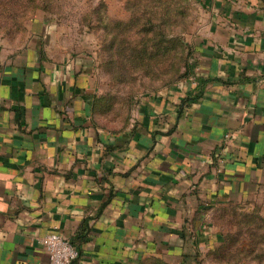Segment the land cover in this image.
Wrapping results in <instances>:
<instances>
[{
	"label": "crops",
	"instance_id": "crops-1",
	"mask_svg": "<svg viewBox=\"0 0 264 264\" xmlns=\"http://www.w3.org/2000/svg\"><path fill=\"white\" fill-rule=\"evenodd\" d=\"M189 74L96 117L90 53L42 25L0 63V264H197L223 215L264 219V0H198ZM223 216V217H222Z\"/></svg>",
	"mask_w": 264,
	"mask_h": 264
},
{
	"label": "rangeland",
	"instance_id": "rangeland-1",
	"mask_svg": "<svg viewBox=\"0 0 264 264\" xmlns=\"http://www.w3.org/2000/svg\"><path fill=\"white\" fill-rule=\"evenodd\" d=\"M198 14V0H0V63L42 25L50 27L67 51L94 57L100 81L96 117L104 126L120 127L135 98L167 87L183 73ZM260 219L247 226L250 234L245 235L254 255L238 242L227 251L209 250L200 264H264ZM237 229L231 222L226 230L233 235Z\"/></svg>",
	"mask_w": 264,
	"mask_h": 264
},
{
	"label": "trees",
	"instance_id": "trees-1",
	"mask_svg": "<svg viewBox=\"0 0 264 264\" xmlns=\"http://www.w3.org/2000/svg\"><path fill=\"white\" fill-rule=\"evenodd\" d=\"M189 59H190V53L188 52L186 54L185 61H184L183 73L180 75V77L178 79L169 83L168 85L173 84L177 80L188 76L189 69H190ZM229 215H230L229 218H227L226 215H223L224 217L222 216L225 226L228 228L229 223L234 222V224L238 227V229L235 231V233H233V235H231L230 231L226 230L227 228H225L224 233L222 234V237H221L220 245L218 247L216 246L215 247L216 249L213 248L214 253L216 254L217 250L220 252H221V250L227 251L232 244H236L239 242V244L243 245V247H244L243 251L245 253L254 255L255 248H254L253 242L250 241L251 244L249 242L245 243V241H246L245 238H247L248 235L250 234V231H248L247 226L249 224L253 223L256 218L260 219V217L256 216V215H252V214H246V213H241V214H237V215L231 213ZM235 217H239V218L242 217V218L240 220L230 219V218H235ZM260 221H262V219H260ZM230 228H232V227H230ZM245 235H247V237H245ZM257 244H259V241ZM223 256H221V257H223ZM221 257L219 256V258H221ZM259 257H261L260 253L256 254L254 256L255 259L259 258ZM197 264H200V262H198Z\"/></svg>",
	"mask_w": 264,
	"mask_h": 264
},
{
	"label": "built area",
	"instance_id": "built-area-1",
	"mask_svg": "<svg viewBox=\"0 0 264 264\" xmlns=\"http://www.w3.org/2000/svg\"><path fill=\"white\" fill-rule=\"evenodd\" d=\"M39 243L46 251L48 264H72L78 257L76 248L57 233L45 235Z\"/></svg>",
	"mask_w": 264,
	"mask_h": 264
}]
</instances>
